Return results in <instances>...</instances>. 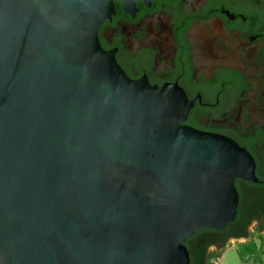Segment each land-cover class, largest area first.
I'll return each mask as SVG.
<instances>
[{
	"label": "water",
	"instance_id": "1",
	"mask_svg": "<svg viewBox=\"0 0 264 264\" xmlns=\"http://www.w3.org/2000/svg\"><path fill=\"white\" fill-rule=\"evenodd\" d=\"M113 14L0 0V264H190L187 239L235 221V181L259 183L246 150L182 125V90L101 47Z\"/></svg>",
	"mask_w": 264,
	"mask_h": 264
},
{
	"label": "flooded vegetation",
	"instance_id": "2",
	"mask_svg": "<svg viewBox=\"0 0 264 264\" xmlns=\"http://www.w3.org/2000/svg\"><path fill=\"white\" fill-rule=\"evenodd\" d=\"M98 38L132 81L182 90L190 106L183 126L228 138L254 158L259 183L235 181L239 208L250 204L264 183V0H114ZM252 226L258 220L240 239L250 240ZM231 232L201 230L185 244L212 242L208 254L211 246L221 253L240 240Z\"/></svg>",
	"mask_w": 264,
	"mask_h": 264
},
{
	"label": "trees",
	"instance_id": "3",
	"mask_svg": "<svg viewBox=\"0 0 264 264\" xmlns=\"http://www.w3.org/2000/svg\"><path fill=\"white\" fill-rule=\"evenodd\" d=\"M264 180V179H263ZM256 189L254 195H252V202L249 204L247 201L243 204L241 201L240 208L238 209L237 217L235 221L228 225L223 231L228 232L235 228L240 230L241 233L233 235L234 238L240 239L242 237H247V228L254 221L258 220V226L256 227V234L261 241V247L258 249L253 239H250L248 243L240 244L238 248V253L242 262L246 258H255L254 262H263L259 256L262 254L264 256V249L261 250L264 244V238L262 237V232L264 231V183L259 186H253ZM258 214V215H257ZM260 215V216H259ZM207 233H216L215 230H202ZM212 244V242L207 243L202 241H197L192 244L193 247H189L185 244L186 248L190 254V264H209L211 255L208 254L207 249ZM262 263V264H263Z\"/></svg>",
	"mask_w": 264,
	"mask_h": 264
},
{
	"label": "rangeland",
	"instance_id": "4",
	"mask_svg": "<svg viewBox=\"0 0 264 264\" xmlns=\"http://www.w3.org/2000/svg\"><path fill=\"white\" fill-rule=\"evenodd\" d=\"M250 233H251L250 239L254 240L255 244L257 245V248L259 249L261 247V241L258 238V235L256 234V231L253 228V226L250 229ZM261 235L264 238V232ZM248 242H249L248 239H240L232 245L225 246V248L222 250L221 253H219V250L216 249L215 253L211 254V259L209 260V264H262L263 262L260 261L258 263L254 262L255 258H246L244 262L241 261L238 253L239 245ZM262 249H264V244L261 250ZM259 258L262 261L264 260V256L262 254L259 256Z\"/></svg>",
	"mask_w": 264,
	"mask_h": 264
},
{
	"label": "clouds",
	"instance_id": "5",
	"mask_svg": "<svg viewBox=\"0 0 264 264\" xmlns=\"http://www.w3.org/2000/svg\"><path fill=\"white\" fill-rule=\"evenodd\" d=\"M236 242H237V241H236L235 239H230L229 241L226 242V246H228V245H232V244H234V243H236ZM215 251H216L215 246H211V253H210V255H211L212 253H215Z\"/></svg>",
	"mask_w": 264,
	"mask_h": 264
}]
</instances>
